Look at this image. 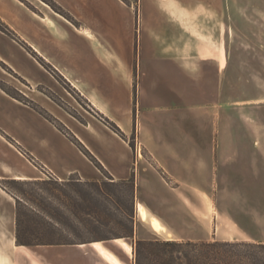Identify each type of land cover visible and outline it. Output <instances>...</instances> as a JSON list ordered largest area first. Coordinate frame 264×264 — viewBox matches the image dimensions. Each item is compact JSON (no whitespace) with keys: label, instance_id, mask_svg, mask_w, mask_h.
<instances>
[{"label":"crops","instance_id":"crops-1","mask_svg":"<svg viewBox=\"0 0 264 264\" xmlns=\"http://www.w3.org/2000/svg\"><path fill=\"white\" fill-rule=\"evenodd\" d=\"M52 1L73 21L43 0H0V63L36 106L0 89V175L133 178L151 233L135 240L264 246V139L222 91L235 0ZM91 243L56 246L51 264H108ZM17 247L16 201L0 187V264H19Z\"/></svg>","mask_w":264,"mask_h":264},{"label":"rangeland","instance_id":"rangeland-1","mask_svg":"<svg viewBox=\"0 0 264 264\" xmlns=\"http://www.w3.org/2000/svg\"><path fill=\"white\" fill-rule=\"evenodd\" d=\"M228 18L233 25L234 35L224 38V42L232 51L231 56L235 67L230 70L228 82L222 86L223 95L228 102L234 104V108H238L235 116L237 120L242 121L246 117V111L250 112L252 119L250 139H264V4H259L258 0H235ZM0 29L7 31L6 27L1 24ZM0 69H2L1 77L6 80L0 77V89L29 106L30 103L35 106L33 101L16 88L18 85L24 89L25 83L19 82L18 77L6 65L0 63ZM20 69L22 70V67ZM73 96L76 98L75 104L78 103V108L86 114L83 109L87 107L83 100L76 94ZM70 111L75 115L73 110L70 109ZM76 116L78 117V114ZM128 140L135 151L138 150L140 155L149 157L144 150L138 147L136 134ZM38 169L41 171L39 177L26 181L14 179L13 177L17 173L0 175V187H6L7 192L12 195L15 201L17 198L20 202L21 231L22 223L25 228L31 226L48 228L49 225H54L56 230L65 234L71 241L102 243V246L122 264H264V246L236 245L227 247L221 243L201 244L195 242H192L196 245L195 247L184 246L175 250L163 246H140L138 245L140 241L135 240L136 230L143 232L147 237L151 233L146 226L139 222L137 224L136 203L135 217L133 221H130L120 210L124 208L122 204L117 205L113 199L104 200L99 195L95 184L105 190V183L115 181L112 180V177L103 172L100 181L83 182L75 176L61 181L48 175L40 168ZM123 195V203L125 202L124 205L127 208L129 198L126 192ZM91 196L93 199L90 200ZM104 206H107L108 210ZM34 209L35 216L32 213ZM143 221L147 222L144 219ZM132 227L134 235L130 237L129 232ZM153 228L157 232L165 230L161 225L153 226ZM117 238H121L122 243L132 249V254L115 243ZM35 239L36 237L32 236L28 240ZM112 240H114L113 243H107ZM157 240L165 241L156 237L145 242H156ZM103 242L110 249L117 251L121 258L107 248ZM176 242L187 243L186 241ZM85 247L87 246L81 248ZM57 248L56 246L17 247L22 255H18L16 261L19 264H51V258L53 256L57 258L55 254ZM183 253L187 254L189 259ZM178 258L179 260H177ZM102 259L104 258L102 257Z\"/></svg>","mask_w":264,"mask_h":264},{"label":"trees","instance_id":"trees-1","mask_svg":"<svg viewBox=\"0 0 264 264\" xmlns=\"http://www.w3.org/2000/svg\"><path fill=\"white\" fill-rule=\"evenodd\" d=\"M45 1L47 4H49L55 11H57L58 13L62 14L63 16L67 17L68 19H70L71 21H73V19L67 15L60 7H58L56 4H54V2L52 0H43ZM30 106L34 107L36 109L35 106H33L30 103ZM114 130L117 132L120 130L118 129V127H116L115 125H112ZM61 129V128H60ZM124 138V137H123ZM94 162H96V160H94ZM98 167L101 169L102 166L100 164H97ZM18 180V179H16ZM114 181V179H112ZM19 181H26V180H19ZM97 187V190H99V195L107 201H110L113 199V201H115L117 203V205L122 204L124 208H121V212L123 213V215L130 221L134 220V214H135V203H136V188H135V181L134 179H130V180H124V181H114L111 183H105L104 184V189H100L98 184H95ZM6 191H8V189L6 187H3ZM127 193V196L129 198V202L127 203V208L124 205L125 202L123 203L124 200V195L123 193ZM93 199V196H91L90 200ZM17 201V229H16V242L18 246H26V247H32V246H63V245H76V244H82L84 242H75V241H71L67 238V236H65V234H63L62 232H60L58 229L56 230V227L53 225H49L48 228H42V227H34L31 226L30 228L28 227H24L23 223H22V231H21V225H20V220H19V216H20V211H19V205L20 202L19 200L16 198ZM104 208H107V206ZM34 214V216L36 215L35 213V209L32 212ZM130 237L134 235V228L132 227L130 229ZM35 236L36 239L33 241L28 240L30 237ZM117 239H121V238H117ZM115 240V239H114ZM93 243V242H92ZM138 245L140 246H163L165 248H170L175 250L176 248L181 249L184 246H189V247H195L196 245L192 242H187V243H183V242H176V241H164L161 242L159 240H157L156 242H143L140 241L138 242ZM226 245L227 247L229 246H236V245H230V244H223ZM184 254V253H183ZM184 256L189 259V256L187 254H184ZM179 260V258L177 259Z\"/></svg>","mask_w":264,"mask_h":264},{"label":"bare ground","instance_id":"bare-ground-1","mask_svg":"<svg viewBox=\"0 0 264 264\" xmlns=\"http://www.w3.org/2000/svg\"><path fill=\"white\" fill-rule=\"evenodd\" d=\"M142 214L146 215V213L142 210ZM153 223H156L155 221H152ZM158 224V223H156ZM115 243L121 245L126 249V251L129 254H132V249L129 246H126L122 243V239H116ZM89 246L93 247L95 251H97L109 264H122L112 253H110L108 250H106L102 243L100 242H93ZM30 257V256H28Z\"/></svg>","mask_w":264,"mask_h":264}]
</instances>
